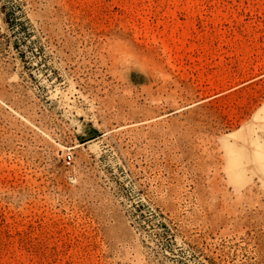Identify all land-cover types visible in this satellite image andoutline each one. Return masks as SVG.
<instances>
[{
	"label": "rangeland",
	"instance_id": "1",
	"mask_svg": "<svg viewBox=\"0 0 264 264\" xmlns=\"http://www.w3.org/2000/svg\"><path fill=\"white\" fill-rule=\"evenodd\" d=\"M0 264H264V0H0Z\"/></svg>",
	"mask_w": 264,
	"mask_h": 264
},
{
	"label": "built area",
	"instance_id": "2",
	"mask_svg": "<svg viewBox=\"0 0 264 264\" xmlns=\"http://www.w3.org/2000/svg\"><path fill=\"white\" fill-rule=\"evenodd\" d=\"M64 162L67 166L72 165L73 163V154L71 152H68L64 157Z\"/></svg>",
	"mask_w": 264,
	"mask_h": 264
}]
</instances>
